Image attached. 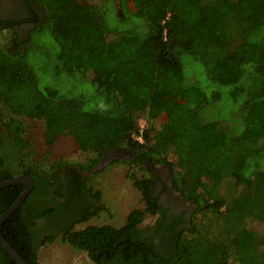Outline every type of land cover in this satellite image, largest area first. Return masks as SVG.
I'll return each mask as SVG.
<instances>
[{"label": "trees", "instance_id": "16d2710c", "mask_svg": "<svg viewBox=\"0 0 264 264\" xmlns=\"http://www.w3.org/2000/svg\"><path fill=\"white\" fill-rule=\"evenodd\" d=\"M21 1L25 18H0V122L35 187L3 223L5 241L27 264L57 236L94 264H264V0ZM32 120L49 145L71 137L94 158L34 159ZM115 148L131 152L124 162L145 206L121 227L76 230L105 210L81 173ZM152 164L168 166L165 181L198 223L168 206ZM3 167L0 157V182L14 177ZM44 186L60 208L33 206ZM25 189L0 190V217ZM59 209V231L41 239L38 219ZM0 264H18L1 245Z\"/></svg>", "mask_w": 264, "mask_h": 264}, {"label": "rangeland", "instance_id": "374dc122", "mask_svg": "<svg viewBox=\"0 0 264 264\" xmlns=\"http://www.w3.org/2000/svg\"><path fill=\"white\" fill-rule=\"evenodd\" d=\"M19 1L20 0H18V2ZM90 1L100 2V0ZM13 4L14 3H12V5ZM15 12L20 15V8L15 9ZM11 37V32H7V41H10ZM38 57L39 56L37 55H32L31 62L37 64L38 60H40ZM73 64V62H70L68 67L73 68ZM145 125L146 122L141 121V126ZM26 130V137L32 142L37 150L32 156L36 160L44 161V157H47V159L49 158V160L67 159L69 164L73 166L75 164L86 163L89 159L94 158L91 154L81 152L76 141L71 137L59 136L52 145H49L47 143V138L51 135L46 131V125L42 121H27ZM28 152L29 151L27 150L26 153ZM124 159H119V161L115 163L112 161L101 169H98L99 164L95 167L93 166L91 171L96 172V175L91 174L92 172H88V179L91 178L88 183L94 189L101 191L103 196L101 203L102 206H105V210L94 219L77 225L75 227L76 230H83L88 226L102 225H112L117 228L121 227L125 224L130 212L135 209H141L145 206L142 202L139 191L129 179V174L133 171L130 169L129 165L124 162ZM46 162L48 161L46 160ZM90 166L91 165H89V167ZM153 166L150 170L147 168L146 174L153 175L154 173L158 174V172H164L167 176L169 171L167 165L154 164ZM142 174L143 173L141 172L138 176H142ZM171 202L172 203L168 202V206L172 207L174 211L179 213L189 211L187 215L190 219L192 216L195 217L193 222L198 223L200 221V216L195 214V211L192 210V205L189 202L185 201L184 203L179 204H176L173 201ZM154 220V218L153 220L152 218H148L143 223V227L149 226L152 221L154 223ZM259 229L264 233L263 226H260ZM38 257L40 264H94L87 253L64 243L60 236H57V239H55L53 243H48L42 247Z\"/></svg>", "mask_w": 264, "mask_h": 264}, {"label": "flooded vegetation", "instance_id": "af4514ba", "mask_svg": "<svg viewBox=\"0 0 264 264\" xmlns=\"http://www.w3.org/2000/svg\"><path fill=\"white\" fill-rule=\"evenodd\" d=\"M12 3H14V4L12 5ZM21 6H22L21 0L19 2H18V0H0V18L6 17L5 15H8L10 18H13L15 15L20 16L17 12H15V9H19ZM20 17L25 18V15H21ZM28 27L29 26H27V27L24 26L23 29L28 31V29H29ZM9 136H8V133L6 132L4 126L0 122V137H1L0 142H1V144L3 143L0 146V157H2L3 162L5 163V167H3V168L4 169L12 168L13 170L10 169V174H11V172H14L13 174L15 177V176L21 175V173L23 172L19 168L20 162H19L18 156H19L20 149H18V147L13 146V143H12L13 141L10 140ZM26 152H27V150H26ZM26 152L24 150L22 155H24ZM0 171H1V169H0ZM81 174H83L85 177H87V173H81ZM158 175H161L160 178L167 184V186L169 187L168 189L170 190V193L166 197H163V199H165V200H171L172 199V201L176 204L184 203L186 200H184L180 194L176 193L174 191V189L171 188L170 183L165 181V179L167 178L166 174L164 172H161V173L158 172ZM34 187H35V185H34ZM43 188H44L43 191L41 190V192H39L37 194V197L34 201L33 206L36 207V209L39 211H41L42 208L45 207V205H49L50 207L60 208L59 206L62 204L63 201L56 198V196H54L52 194L51 189L47 188V186H44ZM47 191H49L48 194H46ZM99 206H102V203H99ZM61 209L56 211L55 215L52 217H48V218L45 217V218L38 219V226H39V229L41 230V234L39 237H41V239H45L46 237H48V236L54 234L55 232L59 231L58 224H59L60 220L62 219V217L64 216V214H63L64 212H63V210L61 211ZM77 214H80V213H77ZM55 217L57 218V221L55 220ZM94 218H92V219H94ZM151 218L153 220V216ZM92 219H90V220H92ZM149 227L153 228V221H152V223H150Z\"/></svg>", "mask_w": 264, "mask_h": 264}, {"label": "water", "instance_id": "95a60500", "mask_svg": "<svg viewBox=\"0 0 264 264\" xmlns=\"http://www.w3.org/2000/svg\"><path fill=\"white\" fill-rule=\"evenodd\" d=\"M130 155L131 152L123 148L107 150L102 155L98 169L105 167L114 160L124 159L129 157ZM19 184L25 186L26 189L24 190L22 195L16 200V202L12 205V207L0 217V245L18 264H27V262L5 241L1 231L3 223L20 208L27 196L30 194V192L34 188L35 181L32 177L26 175H19L13 177L10 180L0 182V190L6 187Z\"/></svg>", "mask_w": 264, "mask_h": 264}, {"label": "built area", "instance_id": "2783aa9c", "mask_svg": "<svg viewBox=\"0 0 264 264\" xmlns=\"http://www.w3.org/2000/svg\"><path fill=\"white\" fill-rule=\"evenodd\" d=\"M143 127L144 126H141V131H140V134L139 135H135V140H137L138 142H141V143H143Z\"/></svg>", "mask_w": 264, "mask_h": 264}]
</instances>
